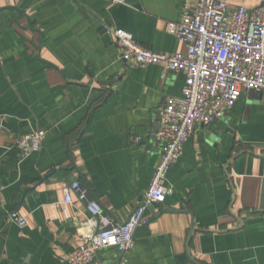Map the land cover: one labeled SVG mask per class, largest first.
<instances>
[{
    "label": "crops",
    "instance_id": "0c3cea01",
    "mask_svg": "<svg viewBox=\"0 0 264 264\" xmlns=\"http://www.w3.org/2000/svg\"><path fill=\"white\" fill-rule=\"evenodd\" d=\"M255 8L260 0H225ZM193 0H0V264H68L89 218L74 181L113 222L142 202L161 157L155 127L182 71L120 59L115 28L185 52L175 25ZM45 130L22 157L18 142ZM141 137L139 141L137 138ZM125 264H264V95L242 94L199 125L170 168ZM27 218L19 227L11 211ZM93 264H122L115 248Z\"/></svg>",
    "mask_w": 264,
    "mask_h": 264
},
{
    "label": "built area",
    "instance_id": "2783aa9c",
    "mask_svg": "<svg viewBox=\"0 0 264 264\" xmlns=\"http://www.w3.org/2000/svg\"><path fill=\"white\" fill-rule=\"evenodd\" d=\"M174 31L187 43L185 52L155 51L144 47L125 29L112 30L120 59L142 65L162 63L166 69L182 71L185 84L181 97L165 100L158 131L160 161L142 202L125 221L113 222L79 181L64 186V203H72L73 193L77 192L90 215L78 227L80 245L68 255V264H93L103 248H115L122 264L127 263L138 228L150 221L149 211L173 193V187L166 184L168 172L197 127L224 116L243 93L264 91V0L253 9L225 0H193ZM45 137V130L25 135L18 142L21 156L39 151ZM2 192L0 182V199ZM9 218L19 227L27 225V218L18 211H11Z\"/></svg>",
    "mask_w": 264,
    "mask_h": 264
},
{
    "label": "water",
    "instance_id": "95a60500",
    "mask_svg": "<svg viewBox=\"0 0 264 264\" xmlns=\"http://www.w3.org/2000/svg\"><path fill=\"white\" fill-rule=\"evenodd\" d=\"M257 92H258V94H260V95H264V91L257 90ZM161 118H162V116H160V121H161ZM159 128H160V123H159V124L155 127V129H154V133H155V134L158 133Z\"/></svg>",
    "mask_w": 264,
    "mask_h": 264
}]
</instances>
